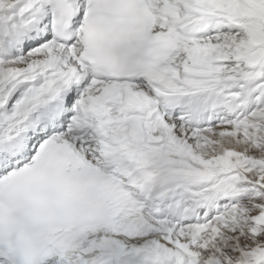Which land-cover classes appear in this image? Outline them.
<instances>
[{
  "label": "snow or ice",
  "instance_id": "1",
  "mask_svg": "<svg viewBox=\"0 0 264 264\" xmlns=\"http://www.w3.org/2000/svg\"><path fill=\"white\" fill-rule=\"evenodd\" d=\"M0 264H264V0H0Z\"/></svg>",
  "mask_w": 264,
  "mask_h": 264
}]
</instances>
